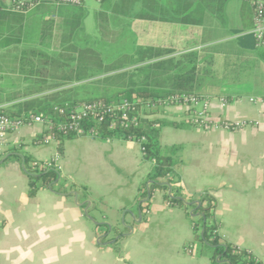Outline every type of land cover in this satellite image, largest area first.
Listing matches in <instances>:
<instances>
[{
    "label": "crops",
    "instance_id": "0c3cea01",
    "mask_svg": "<svg viewBox=\"0 0 264 264\" xmlns=\"http://www.w3.org/2000/svg\"><path fill=\"white\" fill-rule=\"evenodd\" d=\"M96 1L100 6L99 0ZM229 3L226 7L228 27L213 20L218 36L212 43L204 45L216 47L203 53L210 72L213 67L223 72L229 53L236 51L231 41L237 36L228 32L231 26ZM242 3L243 0H239L238 21L234 25L240 24ZM84 4L87 9V0ZM33 10L29 13L32 12L31 16L37 19H56L58 6L48 3L38 11ZM159 24L163 28V40L169 43L157 45L180 46L185 42L184 26ZM20 26V23L9 20L1 24L0 104L17 110L19 103L32 97L50 96L52 103L64 101L68 97L64 91L25 96L30 91L40 90L49 80L20 72V55L26 46L22 42ZM257 48L249 51L253 70L250 69L244 80L228 84L229 79L226 80L222 73L206 79L208 83L216 82L221 89L230 86L233 92L231 98H241L231 100L226 107L220 100L223 96L210 99L211 114L219 120H257L260 122L258 126L247 128L253 133H260L259 127L264 122V103L249 100L251 97L264 98V86L256 91L258 86L254 84L257 77L254 69L264 64L258 53L264 48ZM214 58L216 64L213 63ZM230 59L236 61L235 57ZM10 71L13 77H10ZM6 77L11 79L10 84H5ZM251 81L250 91L234 90L241 82ZM262 83L264 85V79ZM16 96L17 99L10 100ZM156 117L188 121L186 109L181 106L164 108V112ZM48 129L45 122L33 123L7 135L8 148L4 156L16 152L20 159L13 158L0 165V259L5 264H213L208 253L198 256L185 250L193 239L191 221L182 208L164 200L163 192L154 193L151 207L146 211L147 219L143 218L136 201L139 188L153 163L144 158L138 142L77 136L64 140V153L61 155L57 140L43 143ZM217 131L220 130L199 126H165L161 143L165 148L184 146L176 172L186 200L193 198L199 204V194L206 190L214 194L218 200L216 216L221 221V234L230 242L249 248L264 262L262 146L219 144L215 142ZM245 149H253L254 154L248 157L235 155ZM25 156L43 162L55 160L56 168L68 185L75 182L86 186L87 190L71 189L63 193L42 187L35 196H30L29 179L24 169ZM115 227L123 231V236L113 237Z\"/></svg>",
    "mask_w": 264,
    "mask_h": 264
},
{
    "label": "trees",
    "instance_id": "16d2710c",
    "mask_svg": "<svg viewBox=\"0 0 264 264\" xmlns=\"http://www.w3.org/2000/svg\"><path fill=\"white\" fill-rule=\"evenodd\" d=\"M182 5L169 7L162 0H99L101 9L96 13L100 33L104 38L115 35L121 37L123 27L115 28L117 20L133 19L153 23H167L184 26L187 35L180 46L168 47L138 46L132 53H122L113 61H106L100 49L89 43V38H80L78 32L84 25L87 9L84 0L79 5L58 6L57 18L32 17L31 9L25 8L28 15L8 10L4 0H0V29L4 20L20 23V34L26 46L20 55L19 70L23 75L49 80L39 92L53 91L69 94L73 90H81V96H68L62 102H51L50 96L28 98L18 104L17 110L8 109L12 116L28 119L32 114L41 115L45 122H51L52 132L56 135L58 151L64 153V140L77 137L75 134L63 136L57 133V126L69 122V112L76 105L84 102L103 100L107 103H120L124 99L138 102V112L133 116L146 115L139 119V125H127L121 122L116 128L110 127L113 118L121 119L119 112L109 116L102 122L86 120V128H96L100 139H123L140 142L144 147V158L153 163L152 169L139 188L136 206L141 209L142 216L152 204L156 191L164 193V200L173 206H179L189 217L193 228V239L190 242L191 253L202 256L210 255L213 264H264L249 248L240 247L221 234V221L216 216L218 200L214 194L206 190L199 194L198 201L186 200L179 183L176 166L180 162L179 154L183 145L163 147L161 143L162 129L165 126L191 128L195 126L189 121H169L156 117L164 112V108L151 111L144 110L147 103H157L159 99L171 94H192L200 98L228 97L233 94L230 86L218 88L216 82H206L207 77L229 75L231 83L244 80L253 70L250 50L257 48V41L251 32L254 27V10L247 2L240 9V24L231 25L228 32L237 36L231 41L236 51L229 53L224 62V70L213 67L207 69L203 57L205 51L216 47H204L212 43L218 34L213 22L218 21L228 27L226 7L230 0H179ZM48 4V3H46ZM41 4L33 12L42 9ZM29 10V11H28ZM214 20V21H213ZM115 21V25L113 22ZM182 48V49H180ZM258 49V48H257ZM179 50H182L179 52ZM177 53H180L176 55ZM264 60V50L258 51ZM236 61H231L230 57ZM216 63V59H213ZM127 70L130 65H138ZM126 69V70H125ZM227 70V73H226ZM17 99V96L10 99ZM69 105L66 114L56 110L57 106ZM126 121V120H125ZM13 152L4 163L18 158ZM0 155V159L4 156ZM31 156H25L24 169L29 179V195L35 196L42 187L58 192L68 193L71 189L87 190L86 186L67 184L60 170L52 161V166H44ZM171 175L174 177L171 178ZM113 237L122 235L118 227L112 230Z\"/></svg>",
    "mask_w": 264,
    "mask_h": 264
},
{
    "label": "built area",
    "instance_id": "2783aa9c",
    "mask_svg": "<svg viewBox=\"0 0 264 264\" xmlns=\"http://www.w3.org/2000/svg\"><path fill=\"white\" fill-rule=\"evenodd\" d=\"M251 5L254 10V27L252 33L257 41L258 48H264V0H243ZM83 0H8L5 2V7L8 10L14 12L26 13L29 10L35 8L38 5L52 3V4H63V5H79ZM28 10V11H29ZM240 97H235L232 99L223 97L221 98V103L223 107L229 105L231 100H238ZM249 100L252 103L261 102L264 103L263 97H251ZM138 102L133 100L124 99L120 103H107L103 100H97L93 102H84L76 105L69 112V122L61 123L57 126V133L63 136H68L69 134H75L76 136H91L93 138H99L98 131L96 128H86V120L93 119L98 122L106 120L109 116H113L117 112L120 113L121 119L113 118L110 121V127L116 128L118 123L121 122L127 125H139V119L144 118L146 115L141 114L140 116L132 115L138 112ZM181 106L186 109L188 121L195 126H199L204 129L209 130H227L235 131L247 127H256L260 124L257 120H219L216 119L210 112V99L200 98L192 94H171L166 98H161L157 103H147L144 110L151 111L167 107ZM69 108L68 104L65 106H57L61 114H66ZM8 105L0 104V155L7 152L8 140L7 135L9 132L17 131L21 126L29 125L33 123H43L44 118L39 114H32L28 119L24 117L12 116L8 111ZM126 120V121H125ZM47 123V122H45ZM48 133L43 137V143H49L52 140H57L56 135L52 132L53 126L51 122H48ZM136 142V141H135ZM141 146V150L144 156V147ZM52 161L50 160L44 163V166H52ZM188 253H191V245L185 247Z\"/></svg>",
    "mask_w": 264,
    "mask_h": 264
},
{
    "label": "rangeland",
    "instance_id": "374dc122",
    "mask_svg": "<svg viewBox=\"0 0 264 264\" xmlns=\"http://www.w3.org/2000/svg\"><path fill=\"white\" fill-rule=\"evenodd\" d=\"M166 5L169 7H174L175 5H182L183 1L179 0H162ZM195 2V0L193 1ZM87 16L84 20V25L82 29L78 32L80 35V38H89L88 42L97 46L100 51L103 53L104 58L106 61L110 62L116 59L120 54L122 53H132L135 51V49L138 46H154L159 43H169V41L163 40V34H162V25L158 23L153 24L152 22H143L133 19H123V20H117V26L115 25V21L113 24L115 25V28L123 27L124 32L121 37L115 38V35H112L110 38H104L102 34L100 33L96 13L98 10H100V6L97 3L96 0H87ZM238 6H239V0H231L229 3L228 8V14L230 17L231 25H234L238 21ZM233 8V9H232ZM172 30V27L170 28ZM172 32V31H170ZM169 34V32H168ZM182 49V48H180ZM182 50H179L181 52ZM180 54V53H179ZM1 59V58H0ZM8 59V58H7ZM13 58L11 59L10 63L7 65L8 67L11 65ZM216 64L215 62H213ZM212 63V65H213ZM142 64L138 65H130L128 66L127 70L134 69L137 66H141ZM257 69H254L255 75L257 76L254 80V84L258 86L256 91L262 90L260 87L264 86L262 83V79H264V64L262 66L256 67ZM126 70V69H125ZM10 77H13V72L10 71ZM6 83L10 84L11 79L9 77H6ZM16 78H14L15 80ZM225 79H228V75L225 76ZM228 84H233L230 82V80H227ZM236 85L237 92H244V91H250L253 84V81L243 84ZM237 84V83H236ZM37 91H30V94H27L25 96H31L33 93H37ZM49 92V91H48ZM68 96H81L82 91L81 90H73L67 94ZM23 96V97H25ZM22 97V96H21ZM249 128V127H247ZM247 128L235 130V131H227V130H220L217 131L219 133L214 134L215 135V142L219 144L224 145H230L235 147L240 146H254L259 145L262 146L261 149V156H264V122L259 127L260 133H253ZM227 131V132H225ZM239 150H241L239 148ZM253 149H245L244 152H236L235 155H245L250 156L253 155ZM0 264H5L2 259H0Z\"/></svg>",
    "mask_w": 264,
    "mask_h": 264
},
{
    "label": "water",
    "instance_id": "95a60500",
    "mask_svg": "<svg viewBox=\"0 0 264 264\" xmlns=\"http://www.w3.org/2000/svg\"><path fill=\"white\" fill-rule=\"evenodd\" d=\"M9 156H11V154H7L6 156H4V157L1 159V161H0V165H1L2 163H4V161H5ZM118 238H119V237H118ZM118 238H116V239L113 241V243L116 242Z\"/></svg>",
    "mask_w": 264,
    "mask_h": 264
}]
</instances>
